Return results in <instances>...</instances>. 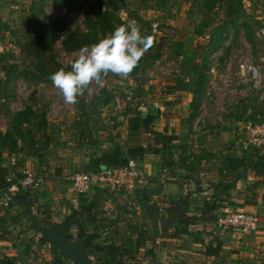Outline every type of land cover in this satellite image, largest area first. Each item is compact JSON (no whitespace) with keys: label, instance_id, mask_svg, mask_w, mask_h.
<instances>
[{"label":"rangeland","instance_id":"374dc122","mask_svg":"<svg viewBox=\"0 0 264 264\" xmlns=\"http://www.w3.org/2000/svg\"><path fill=\"white\" fill-rule=\"evenodd\" d=\"M227 1L0 0V132L12 131L9 139L0 140V163L9 167L8 177L12 182L25 172L44 179L43 186L34 189L44 211L37 221L40 225L65 223L66 227L60 231L67 233L71 240L79 241L77 235L82 229L95 235L96 243L102 246L117 241L114 231L119 230L122 241L133 246L137 238L129 235L133 231L130 225H119V221L115 223L104 216L102 207L106 204L105 197L109 196L106 191L96 189L93 196L81 198L79 206L74 208L73 193L65 187L71 174L86 170L92 159L109 151V147L112 149L116 136L131 148L144 147L156 137L149 129L129 128L124 113L127 109H135L143 119L146 111L153 109V103L179 101L181 106L190 95L193 108L187 110L189 125L177 134L195 135L197 141L203 132L210 133L207 141L214 140L223 131L222 124L230 119L240 126L248 120L264 121V34L261 33L264 0H240L238 4L232 2L236 0ZM228 4L234 7L232 13ZM204 19L208 23L199 25ZM132 20L140 25L141 33L143 26L153 29L156 25V32H152L153 47L139 66L126 79L109 74L101 84L85 90L77 104H64L49 77L60 68L67 70L79 53L80 49L71 48V43L78 41L74 35H88L97 43L114 31L115 26ZM65 40L70 44L65 46ZM253 69L259 79H253L250 72ZM6 78L7 83L3 82ZM26 108H31L35 115L18 134L13 128V118ZM192 126L199 132L190 130ZM87 127H92L94 135L88 138L89 144L101 142L104 148L77 145V134ZM238 133L233 143L224 142L223 151L238 144L241 138ZM163 143L171 157L158 163L159 166L174 157L170 150L174 142L164 140ZM163 168L167 167L163 164L161 173ZM253 174L257 179L261 176V172ZM6 191L0 193V198L8 196L9 203L7 207L0 205V235L9 233L4 241L14 250L13 256H9L13 259L10 263L71 264L63 259L62 263H53L49 245L39 242L41 235L32 228L35 218L21 215L28 213L24 194L17 187L10 195ZM109 199H106L107 205L113 207ZM81 205L89 210L90 217L70 216ZM123 209L124 213L132 214ZM258 211L262 220L259 232L253 237L248 235L250 241L240 250L239 245L226 256L221 255V264H264V205ZM143 226L148 227L137 225L146 232ZM213 237L217 239L215 234ZM34 238L38 239L37 243L31 240ZM139 243V248H134V259L123 264H149L150 261L156 264L157 254L150 260L151 254L145 252L147 240L143 237ZM162 248V245L155 246L160 252ZM2 255L0 261L9 259ZM89 256L94 263V257Z\"/></svg>","mask_w":264,"mask_h":264},{"label":"crops","instance_id":"0c3cea01","mask_svg":"<svg viewBox=\"0 0 264 264\" xmlns=\"http://www.w3.org/2000/svg\"><path fill=\"white\" fill-rule=\"evenodd\" d=\"M189 97L190 95L181 103V106L179 101L172 103L167 101L168 104H164L163 101L160 103L155 102V104H157L156 107L153 103V109L145 113L146 115H155L149 130L154 132L156 137H177V139L176 137L173 138L174 140L171 143H174L170 148L174 153V157L169 161L173 163L170 170L172 176L169 177L161 173V167L164 163L161 166L158 165V163L168 161V158L171 157L169 151H165L163 145L162 152H158L157 154H144L142 159L137 160L140 176L136 182L135 190L132 193L107 192L109 195L107 197H110L108 202H110L113 207L107 205V197H105L104 201L106 204L103 203L110 211L112 210L111 212L115 213L117 218L114 222L116 223V221H119V225L122 223L123 225H130V227H135L139 224L148 225L147 228L143 226L148 237L146 239L148 245H145V252L148 253V255L151 254L150 260L154 258V254H157L156 264H221V255L224 254L226 256L230 251L236 250L239 245L240 250L242 246L246 245L245 243L247 241H250L247 236H254V233L243 236L229 234L226 239L220 241L222 243V248L218 257L205 256V247L210 241L215 239L213 237L215 234V223L198 222L196 225L190 227V230L194 234L200 231L198 232L200 233L199 239H201L202 242L195 243L192 242L190 238L182 236L181 238H175L172 236L173 226L177 223L180 207L185 208L187 215H200L199 209L203 206V203L218 199L220 203V208L217 210L218 216L225 209L233 211L235 209L253 211L259 210V206L264 205V187L255 186V183L264 179V175L261 174L257 179L253 174L264 171V166H261L262 168L260 169L262 170H259V165H257L258 168L253 170V165L258 163L259 157L264 154V151L261 150L257 153H241L233 150H222V148H224V142L225 144L228 142L233 143L232 140H234L235 134H239V131L241 133L242 126H240V124L230 119L228 123L222 124L221 130L223 131L219 136H214V140L208 139V141L207 138L210 136L208 132H203L198 141L196 140L198 137L195 135L187 134L186 136L183 133L180 135L177 134L178 131L182 132L183 129H186L187 125H189L187 110H189L190 107L193 108V104L190 103L191 99ZM189 103L192 105H189ZM170 105L171 107H169ZM185 105H187V107H185ZM138 107H140V104ZM167 107L169 108L167 109ZM138 109L139 108H137V110ZM141 110H145V107H141ZM182 111L185 112L186 115L180 113ZM191 128L190 130H193L195 126ZM186 131L188 133L189 128ZM195 131L199 132L198 130ZM121 138H123V135H121ZM120 140L121 139L116 136L114 139V146L120 145L123 152H126L127 149L134 148L126 146L124 140ZM94 143L95 144L89 146L93 147L99 145L101 148H104L101 142ZM181 145L185 147H179ZM109 149H107L109 151L103 152L107 153L112 150L111 147H109ZM165 152L168 153L169 156L166 155ZM231 159L238 162L240 160L245 162L240 168L231 171L229 168L231 163H229V161ZM147 160H149V163ZM260 164H264V161L261 160ZM240 172H244V175ZM222 182L225 184L220 186L219 184ZM65 187L68 191L69 187L67 184ZM8 189L9 190L6 192L10 195L15 188L9 186ZM99 192L102 191L99 190ZM71 197V200H74L73 196ZM3 198L7 199L8 196ZM251 202H255L256 204ZM179 203H182V205L179 206ZM114 205H116V207H114ZM123 207L128 211H132V214L124 213ZM155 219L157 220V225L154 224ZM157 226H159V230ZM161 227L165 229L162 230L160 229ZM155 230H158L157 233ZM209 231L211 233H207ZM114 233L117 239H121L119 237V230L114 231ZM120 233L122 232L120 231ZM129 235L131 236L132 233ZM31 240H34L33 242L35 243L38 241L37 238ZM1 244H3V249L2 251L0 250V253L3 254L2 257L4 256L7 258L13 256L11 252L14 250L7 247L10 243L1 240ZM160 245L164 247L161 249V252L155 250V246L159 247ZM49 251L51 252V250ZM52 255L54 256L53 263L61 262L56 259L55 254L52 253ZM7 260H9L8 262H12L13 259L9 257ZM149 264L153 263L150 261Z\"/></svg>","mask_w":264,"mask_h":264},{"label":"trees","instance_id":"16d2710c","mask_svg":"<svg viewBox=\"0 0 264 264\" xmlns=\"http://www.w3.org/2000/svg\"><path fill=\"white\" fill-rule=\"evenodd\" d=\"M221 2H226L227 0H218ZM228 2V1H227ZM237 2V4L240 2V0L232 1ZM230 4V2H229ZM228 4V6H230ZM234 10L233 6H230V13H232ZM208 22L206 19L204 21L200 22L203 26L207 24ZM108 25V23H107ZM202 26V27H203ZM143 32L146 31L148 34L152 35V29L147 26H143ZM75 38L77 37L76 43H71L72 49H81L84 46H90L94 44V40L90 38V36L86 35H74ZM63 44L67 46L68 43L66 40L63 41ZM178 46L179 43H176ZM71 63L68 65L67 70H70ZM3 82L7 83L8 79L6 78ZM164 104H168L167 101H163ZM125 116L128 117V126L129 128H132L135 131L143 130V129H149L151 128L152 121L155 118V115L148 114L143 119L139 117L137 111L135 109H131L128 111V109L124 112ZM34 111L31 108H26L21 112H18L14 115L13 118V128L15 131H17L18 134H21V127L24 124H30L32 117H34ZM46 118V117H45ZM43 119V117H42ZM90 130V131H89ZM89 131V133H87ZM91 133V134H90ZM12 135V131L8 130L6 133L0 132V140L5 141V139H9ZM93 135V129L92 127H87V129L82 130L77 134L78 137V144L77 145H91L95 144L90 143L88 141V138L91 139ZM164 140H167L168 142H172L174 139L170 136H161V137H155L152 140H148V144L144 147H134L132 149H127L126 152H123L120 145L114 146V148L107 153H103L101 156H98L90 162V164L86 167V170H96L103 166H118L123 163H126L128 159H133L135 161L142 159L144 154H157L158 152L163 151V142ZM96 142V141H95ZM264 149L260 150H253V153H257ZM264 161V154L259 157L258 163H255L253 165V170L258 168L257 165H259V170H262L264 164H260V161ZM233 164H231V163ZM245 161L240 160L239 162L231 159L229 161L230 163V169L233 171L234 169L240 168L241 165L244 164ZM164 166H166L169 171L172 168L171 162L164 163ZM262 166V167H261ZM242 175H244V172H240ZM261 174L264 175V171H261ZM10 175L9 167H5L0 163V191H6L8 188V183L6 182V179ZM167 176H172L171 172L168 173ZM225 183H220L219 185L222 186ZM218 185V186H219ZM262 186L264 187V179L261 181L259 180L257 183H255V186ZM24 189V188H23ZM21 187H17V191L22 195L25 196L24 205L28 209V213L21 214L22 216L26 217L29 216L30 218H35L37 221L40 220V216L44 213L42 207L40 206V202L36 195H34V189H26V191H23ZM29 190V191H28ZM30 190H33V192H30ZM24 192V193H23ZM20 195V196H21ZM18 200L21 202V200L18 198ZM184 204V202H183ZM182 205V203H179V206ZM220 208V203L217 200L207 201L203 203V206L199 209L200 215H187L186 210L184 207H180V213L178 214L177 223L175 226H173V233L172 236L175 238H181L182 237H188L192 240V242H202L200 237V231H197L195 234L190 230V227L196 225L198 222L202 223H215L217 219V210ZM89 210L85 207L83 208V205L79 207L78 212H74L70 216H75L76 214L83 215L86 214V216H89ZM90 217V216H89ZM69 217H67L68 219ZM66 219V222L68 221ZM67 224V223H66ZM40 225V224H39ZM66 227L65 223H62L60 225H53V226H44L47 229H50L54 232L60 233L65 235L68 239H71L70 236L67 233H62L60 231L61 228ZM133 229L132 237H135L136 241L133 244V246L126 244L122 239H117V241H113L112 243H109L107 245H100L99 243H96V236L85 233L82 229H79V233L77 235L79 241H83L85 245V249L89 255H92L94 257V264H123L126 260L131 261L134 259V248H139L140 241H143V237L146 240L148 237L146 235V232L142 231V229L138 228L137 226L131 227ZM9 234V233H8ZM7 235H0V240H4L8 237ZM141 239V240H140ZM140 240V241H137ZM41 243H46L42 238L39 239ZM219 239H214L210 241V243L205 247L204 254L205 256H215L218 257L222 248V243ZM50 250L55 254L56 259L61 261L62 263V257L58 254L57 250L49 245ZM59 257V258H58ZM0 264H11L8 262L7 259L4 261H0Z\"/></svg>","mask_w":264,"mask_h":264},{"label":"built area","instance_id":"2783aa9c","mask_svg":"<svg viewBox=\"0 0 264 264\" xmlns=\"http://www.w3.org/2000/svg\"><path fill=\"white\" fill-rule=\"evenodd\" d=\"M198 2L199 0H193ZM152 32H156V25L152 26ZM264 34V30H261ZM253 79H259V74L253 69L250 71ZM155 107L157 104H153ZM264 149V121L254 122L246 121L242 125L241 138L237 145L231 150L246 153L248 151ZM168 168L162 169V174L168 175ZM140 176L137 161L128 160L118 166H103L96 170H84L74 172L68 178L67 185L71 193H73L72 202L74 208L79 206V200L83 197L93 196L96 189H102L109 193L122 192L132 193ZM8 188L21 187L24 189H38L44 184L41 176H35L31 172H25L24 175L16 182H12L11 178L6 179ZM7 188V190H9ZM1 192V191H0ZM7 199L0 198V205L7 207L9 203ZM104 216L116 220L117 216L111 212L107 206L102 207ZM261 217L258 210L238 211L225 209L222 211L215 221V236L219 240H224L229 234H237L239 236L256 233L261 229ZM1 245V240H0ZM3 248V247H2Z\"/></svg>","mask_w":264,"mask_h":264},{"label":"clouds","instance_id":"9594fccd","mask_svg":"<svg viewBox=\"0 0 264 264\" xmlns=\"http://www.w3.org/2000/svg\"><path fill=\"white\" fill-rule=\"evenodd\" d=\"M154 37L132 20L115 26L97 43L84 46L71 62L70 70L60 68L49 79L58 89L64 104L75 105L91 85H99L109 74L128 78L153 47Z\"/></svg>","mask_w":264,"mask_h":264},{"label":"water","instance_id":"95a60500","mask_svg":"<svg viewBox=\"0 0 264 264\" xmlns=\"http://www.w3.org/2000/svg\"><path fill=\"white\" fill-rule=\"evenodd\" d=\"M90 2H93V0H90ZM32 221V228L34 231L39 233L46 243L53 246L63 260L71 264H94L85 249L83 241H73L63 234L39 225L36 219Z\"/></svg>","mask_w":264,"mask_h":264}]
</instances>
